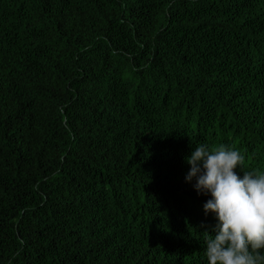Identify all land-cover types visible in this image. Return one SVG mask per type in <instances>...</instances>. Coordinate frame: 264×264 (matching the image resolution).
I'll use <instances>...</instances> for the list:
<instances>
[{
    "label": "trees",
    "instance_id": "1",
    "mask_svg": "<svg viewBox=\"0 0 264 264\" xmlns=\"http://www.w3.org/2000/svg\"><path fill=\"white\" fill-rule=\"evenodd\" d=\"M221 144L264 172V0H0V264H208Z\"/></svg>",
    "mask_w": 264,
    "mask_h": 264
},
{
    "label": "clouds",
    "instance_id": "2",
    "mask_svg": "<svg viewBox=\"0 0 264 264\" xmlns=\"http://www.w3.org/2000/svg\"><path fill=\"white\" fill-rule=\"evenodd\" d=\"M186 160V181L195 178L197 193L210 194L203 208L217 221L203 232L208 264H264V172L243 171L244 155L223 144L196 146Z\"/></svg>",
    "mask_w": 264,
    "mask_h": 264
}]
</instances>
